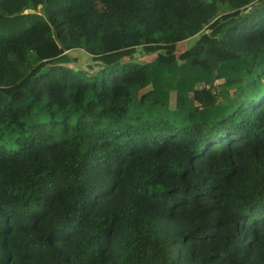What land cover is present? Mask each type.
Wrapping results in <instances>:
<instances>
[{"label": "trees", "instance_id": "1", "mask_svg": "<svg viewBox=\"0 0 264 264\" xmlns=\"http://www.w3.org/2000/svg\"><path fill=\"white\" fill-rule=\"evenodd\" d=\"M0 264H264V0H0Z\"/></svg>", "mask_w": 264, "mask_h": 264}, {"label": "rangeland", "instance_id": "2", "mask_svg": "<svg viewBox=\"0 0 264 264\" xmlns=\"http://www.w3.org/2000/svg\"><path fill=\"white\" fill-rule=\"evenodd\" d=\"M188 47V44L186 42H182L178 46V51L185 49ZM70 62L65 63V66L68 68H75L76 70H83L88 73H91L92 71H96L99 68V64L96 62L91 61L87 56L84 54H76V53H70ZM151 58L147 55H144L142 53H136L134 56V60L139 64H145L148 62ZM220 81L216 82V84H219ZM202 85H197L195 88V91H199L202 89ZM197 106H199V103H196Z\"/></svg>", "mask_w": 264, "mask_h": 264}]
</instances>
